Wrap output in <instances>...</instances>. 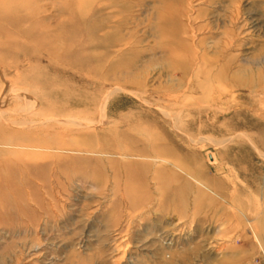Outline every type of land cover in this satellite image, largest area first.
Masks as SVG:
<instances>
[{"label": "rangeland", "instance_id": "obj_1", "mask_svg": "<svg viewBox=\"0 0 264 264\" xmlns=\"http://www.w3.org/2000/svg\"><path fill=\"white\" fill-rule=\"evenodd\" d=\"M253 263L264 0H0V264Z\"/></svg>", "mask_w": 264, "mask_h": 264}, {"label": "bare ground", "instance_id": "obj_2", "mask_svg": "<svg viewBox=\"0 0 264 264\" xmlns=\"http://www.w3.org/2000/svg\"><path fill=\"white\" fill-rule=\"evenodd\" d=\"M221 68H222V67H221ZM250 71H251V70H250ZM250 71H249V72H250ZM223 72H224V71H223ZM249 74H250V73H249ZM209 81H210V80H209Z\"/></svg>", "mask_w": 264, "mask_h": 264}, {"label": "built area", "instance_id": "obj_3", "mask_svg": "<svg viewBox=\"0 0 264 264\" xmlns=\"http://www.w3.org/2000/svg\"><path fill=\"white\" fill-rule=\"evenodd\" d=\"M254 264V263H253Z\"/></svg>", "mask_w": 264, "mask_h": 264}]
</instances>
